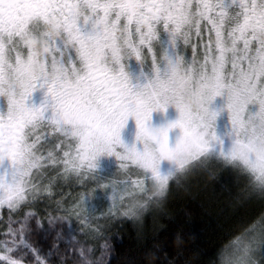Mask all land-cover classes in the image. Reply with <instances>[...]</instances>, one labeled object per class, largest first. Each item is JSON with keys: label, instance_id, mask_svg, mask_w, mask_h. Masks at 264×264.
Returning a JSON list of instances; mask_svg holds the SVG:
<instances>
[{"label": "snow or ice", "instance_id": "snow-or-ice-1", "mask_svg": "<svg viewBox=\"0 0 264 264\" xmlns=\"http://www.w3.org/2000/svg\"><path fill=\"white\" fill-rule=\"evenodd\" d=\"M215 165L264 197V0H0V264H108ZM214 264H264V213Z\"/></svg>", "mask_w": 264, "mask_h": 264}, {"label": "trees", "instance_id": "trees-1", "mask_svg": "<svg viewBox=\"0 0 264 264\" xmlns=\"http://www.w3.org/2000/svg\"><path fill=\"white\" fill-rule=\"evenodd\" d=\"M261 213L264 197L250 191L247 177L215 165L214 175L201 170L181 180L164 210L146 214L143 224L116 222L106 233L108 264H214L219 250ZM59 227L83 240L75 221L70 230ZM32 240L45 252L54 244L62 254L68 248L64 239H56V230H37ZM72 258L69 253L67 259ZM52 259L59 264V257Z\"/></svg>", "mask_w": 264, "mask_h": 264}, {"label": "rangeland", "instance_id": "rangeland-1", "mask_svg": "<svg viewBox=\"0 0 264 264\" xmlns=\"http://www.w3.org/2000/svg\"><path fill=\"white\" fill-rule=\"evenodd\" d=\"M168 116H169V119H175V112H174V110H170ZM162 122H163L162 114H160V113L154 114V123L157 124V125H159ZM132 132H134V125H131L130 124V127L128 129V133L131 134ZM178 133H179V129H176L172 133H170V135L174 139L175 136L178 135ZM101 221H103V220H101ZM101 221H99V223ZM257 259H261L259 253L257 254Z\"/></svg>", "mask_w": 264, "mask_h": 264}]
</instances>
